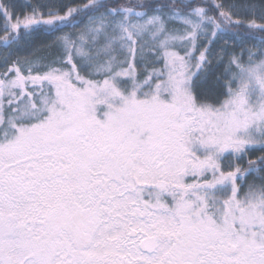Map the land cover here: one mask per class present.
Instances as JSON below:
<instances>
[{
  "label": "snow or ice",
  "instance_id": "1",
  "mask_svg": "<svg viewBox=\"0 0 264 264\" xmlns=\"http://www.w3.org/2000/svg\"><path fill=\"white\" fill-rule=\"evenodd\" d=\"M0 264H264V0H0Z\"/></svg>",
  "mask_w": 264,
  "mask_h": 264
}]
</instances>
